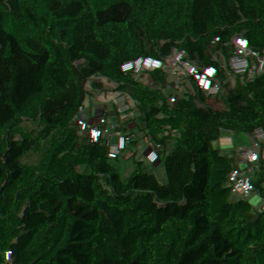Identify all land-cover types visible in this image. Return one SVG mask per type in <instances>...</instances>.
I'll return each instance as SVG.
<instances>
[{
  "label": "trees",
  "instance_id": "trees-1",
  "mask_svg": "<svg viewBox=\"0 0 264 264\" xmlns=\"http://www.w3.org/2000/svg\"><path fill=\"white\" fill-rule=\"evenodd\" d=\"M24 8L0 0V264H31L54 206L96 234L102 264H213L235 247L244 264L264 262L260 134L242 127L264 118V0H151L149 17L107 29L100 43L52 25L24 29ZM15 26L20 37H5ZM198 165L231 178L230 196L198 211L186 239L153 212L130 234L116 218L126 204L106 213L81 201L138 179L185 213L190 180L170 177Z\"/></svg>",
  "mask_w": 264,
  "mask_h": 264
},
{
  "label": "built area",
  "instance_id": "built-area-1",
  "mask_svg": "<svg viewBox=\"0 0 264 264\" xmlns=\"http://www.w3.org/2000/svg\"><path fill=\"white\" fill-rule=\"evenodd\" d=\"M254 115L247 118L250 123L243 122L244 130H255L256 122L252 121ZM253 149L261 162H264V135H259L252 142ZM189 178L190 186L188 188V205L185 213L182 212L180 200L176 196H165L158 191L148 187L145 180L135 179L125 188H116L111 186H100L95 189L84 192L81 195V201L85 204L91 203L95 207L107 205L114 202H122L128 206L125 215H118L130 234H135L140 230L141 219L145 218L147 213H154L157 222L167 226L168 234L178 239H186L188 237L187 226L189 220H192L197 213H212L218 206L223 204L230 196L231 178L226 177L221 181L214 179L209 170L201 165L192 167L190 172H182L180 168L172 171L170 181L171 184L177 176ZM181 181V180H180ZM182 182H180L181 184ZM175 186V182L173 183ZM199 211V212H198ZM185 214H188L185 216ZM256 214L254 218L256 219ZM256 228L260 231L264 240V230L256 219ZM71 236L74 238V245L68 240H59L53 251L43 249L41 237L35 250L45 264H97L91 258H86L85 262H81L85 257L84 250L86 244L97 240L96 237L88 232L84 223L76 224L71 230ZM243 252L237 247L233 248L225 258L217 259L213 264H239ZM98 258L100 254L98 253ZM250 264H264L261 259H254Z\"/></svg>",
  "mask_w": 264,
  "mask_h": 264
},
{
  "label": "rangeland",
  "instance_id": "rangeland-1",
  "mask_svg": "<svg viewBox=\"0 0 264 264\" xmlns=\"http://www.w3.org/2000/svg\"><path fill=\"white\" fill-rule=\"evenodd\" d=\"M151 10V0H25V8L19 14L25 22L24 29L52 25L66 32L72 39L83 32L92 40L100 43L107 29H113L119 24L131 23L136 18L145 20L151 15ZM4 20L2 18L1 25ZM21 30L22 27L20 26L10 27L3 30V34L7 38H19ZM252 121L257 124L255 130H258L260 135H264V118L255 117ZM244 122L250 123L251 121L245 118ZM107 208L108 206H104L103 209L106 210ZM55 213H61L63 220L59 218L57 220L54 216ZM76 217L77 214L74 211L54 206L47 214L49 221L45 233L47 244L50 246L54 231L71 234L72 228L77 224L75 222ZM92 234L97 240L86 244L87 247H91V249L86 250V255L90 250L93 251V247L96 251L101 252L100 248L98 249L100 246L98 237L95 233ZM71 240L73 241L74 238L72 237ZM52 247L51 245L50 248L47 247L46 249L54 252ZM100 255L103 257V254L100 253ZM28 261L31 264H45L35 249L28 255ZM186 263L188 262L184 261L182 264ZM239 264H244L243 257H241Z\"/></svg>",
  "mask_w": 264,
  "mask_h": 264
},
{
  "label": "crops",
  "instance_id": "crops-1",
  "mask_svg": "<svg viewBox=\"0 0 264 264\" xmlns=\"http://www.w3.org/2000/svg\"><path fill=\"white\" fill-rule=\"evenodd\" d=\"M105 206H107V205H105ZM106 211V213H108L107 212V209L105 210ZM85 224V223H84ZM86 226H87V224H86ZM87 229L89 230V228H88V226H87ZM54 230V229H53ZM45 233H46V231H45ZM69 232H60V233H56L55 231H54V235H53V237H52V240H51V242H50V246L47 244V242H46V237H45V234H44V242H42V248L43 249H46L47 247H51V245L53 246L51 249L53 250V248L56 246V244H57V242L59 241V240H68L70 243H72L73 245H74V240L72 241L71 240V238H72V236H71V234H68ZM90 234H92V232L90 231L89 232ZM64 234V235H63ZM93 235V234H92ZM86 247H87V245H86ZM88 249H91V247H87V248H85L84 250H88ZM46 250H48L49 251V249H46ZM91 251V250H90ZM87 252V255L85 254V257L86 258H88V259H92V260H94L97 264H102V263H100V258H101V256H100V258H98L97 257V254H96V252H94V253H92V252ZM81 262H83V260H81ZM188 263H186V264H196V263H194V262H192V261H187ZM197 264H201V263H197Z\"/></svg>",
  "mask_w": 264,
  "mask_h": 264
}]
</instances>
